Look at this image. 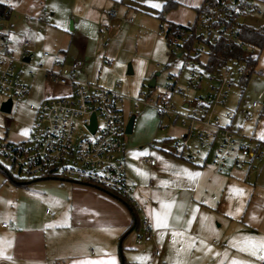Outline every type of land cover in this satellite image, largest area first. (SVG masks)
Here are the masks:
<instances>
[{"label": "rangeland", "instance_id": "374dc122", "mask_svg": "<svg viewBox=\"0 0 264 264\" xmlns=\"http://www.w3.org/2000/svg\"><path fill=\"white\" fill-rule=\"evenodd\" d=\"M175 1L178 2L177 9L172 14L165 13L164 20L168 22L174 13L179 17V11L186 9L183 26L193 25L197 17L195 7L202 5L203 0ZM166 2L0 0V3L12 8L10 19L1 26L2 32L8 36L11 50L22 51V43L26 40L31 42L28 51L32 66L41 64L44 70H51L56 56L77 60L83 64L81 80L122 95L125 100L121 106L125 125L130 117H135L133 133L124 135V146L127 149L133 148L137 155L149 160L150 151L155 153L168 149L170 146L167 147V139L174 137L179 140L183 135L181 122L174 123L173 117H161L157 111V98L169 93L168 85L175 83L169 79V75L179 78L177 87L182 89L188 78L185 71L186 58L173 54L163 32L165 23L161 12ZM250 3L257 10L250 17L241 18L240 22L252 26L264 25V0H250ZM45 52L50 53L53 58L44 59ZM253 55L258 59L256 73L245 86L236 82L223 113L235 114L239 106L242 109L247 102H258L260 107L255 118L246 122L239 113L235 127L241 128V134L250 146L261 145L264 154V49H255ZM157 65L161 68L157 69ZM130 67L132 74L128 73ZM18 70L20 80L30 87V93L23 100H14L10 114L0 111V137H6L14 144L27 142L32 136L35 113L31 110V105L68 93L66 88L50 85L45 79L44 71L20 65ZM29 71L34 72L33 77L28 74ZM153 78L156 86L150 88ZM149 98L153 101L147 104ZM6 99L7 96L0 94V107ZM172 102L177 103L179 110L187 113L181 108L178 96H173ZM0 166L9 168L2 159ZM247 173L248 167L231 170L230 174L219 177L221 180L215 184L217 196L213 201H204L206 203L203 204L212 208L215 215L214 227L218 233V236L211 235L209 243L215 241V246H219L223 243V235L231 233L234 241L239 238V245L243 247L236 256H243L251 263L249 256L258 259L256 256L260 251L264 252V249L250 252L244 248L240 239L247 234L240 232L244 230L251 233L256 230L259 237L264 236V156L261 161L253 163L248 178ZM14 175L17 173L14 172ZM56 184L59 182L40 181L30 187L32 191L26 199V205L29 206L31 219L43 220L44 211L49 206L47 200L51 197L46 187ZM221 224L222 227H218ZM7 225H11L10 219H7Z\"/></svg>", "mask_w": 264, "mask_h": 264}, {"label": "built area", "instance_id": "2783aa9c", "mask_svg": "<svg viewBox=\"0 0 264 264\" xmlns=\"http://www.w3.org/2000/svg\"><path fill=\"white\" fill-rule=\"evenodd\" d=\"M206 6L210 7L211 13L198 16L194 35L213 43L223 37V19L234 12L241 19L251 16L257 10L250 0H222L214 7L211 2H207ZM163 32L173 54L186 58L185 71L188 74L183 89L177 87L179 78L169 75V79L175 83L168 85L169 93L156 100L159 115L173 117L174 123L181 122L183 128L182 138L172 142V154L193 165L209 166L216 175L224 174L229 167L250 169L253 163L263 158L262 146H250L241 134V128L235 127V122L239 113L244 121H252L260 104L256 101L247 102L235 114L223 113L230 91L244 73L243 68L229 66L220 74H206L201 67L208 50L206 44L195 41L196 51L190 53L189 36L183 29L171 34H167L166 29ZM235 33L233 25L229 39L241 45L234 38ZM9 42L8 36L0 35L1 95L20 101L30 93V87L20 80L18 65L44 71L50 85L66 88L68 93L31 105L35 122L30 140L14 144L6 137H0V159L23 178L45 176L73 181L117 194L137 212L141 211L142 207L136 204L132 196L124 160L126 125L121 108L125 102L124 97L81 80L83 64L80 61H68L65 57L56 56L53 68L44 70L41 64H31L28 51L30 41L23 42L22 51L11 50ZM246 51L253 55L255 50L247 46ZM27 58L30 61H26ZM43 58L51 59L52 55L45 52ZM160 68L157 65V69ZM28 74L34 76L33 71ZM175 95L181 99V108L187 113L179 110L177 103L172 102ZM152 101L149 98L147 104ZM93 116L96 117L94 133L90 129ZM150 164L154 166L155 161L151 160ZM145 226L149 230L148 224L145 223ZM161 254V251H156L155 255L160 257Z\"/></svg>", "mask_w": 264, "mask_h": 264}, {"label": "crops", "instance_id": "0c3cea01", "mask_svg": "<svg viewBox=\"0 0 264 264\" xmlns=\"http://www.w3.org/2000/svg\"><path fill=\"white\" fill-rule=\"evenodd\" d=\"M185 11H179V17L174 13L167 21L183 25ZM175 140L179 141L174 137L167 139L168 149L150 151L149 160L137 155L130 146V149L124 146L128 184L136 204L142 207L137 212L138 229L132 209L106 191L55 178L16 186L0 169V262L108 264L115 260L116 264H264L262 251L256 256L258 259L249 256L251 263L243 256H236L243 247L239 245V238L234 241L231 233L223 235L219 246H215V241L209 243L211 235L218 236V233L212 208L203 203L215 199L219 177L235 168L229 167L224 174L216 175L209 166L178 159L172 154ZM151 160L155 161L154 166ZM249 175L250 169L246 177ZM40 181L59 184L46 187L51 194L47 200L49 206L43 220L36 221L31 219L26 199L32 191L30 187ZM7 219L11 225L4 226ZM240 233L247 234L240 241L250 252L264 245V236L259 237L256 230ZM156 251H161L160 257H156Z\"/></svg>", "mask_w": 264, "mask_h": 264}, {"label": "trees", "instance_id": "16d2710c", "mask_svg": "<svg viewBox=\"0 0 264 264\" xmlns=\"http://www.w3.org/2000/svg\"><path fill=\"white\" fill-rule=\"evenodd\" d=\"M164 10L161 12V18L163 19V23H165V29L167 34L174 33L179 29H183L187 36H189V42L191 43V47L188 48L190 53L196 51L194 47L195 41H200L207 45V53L204 55L203 63L201 65L202 69H204V73L206 74H220L224 68L229 66L234 67H242L244 70L243 75L239 78L238 83L240 85H247L251 77L256 73L257 66V56L251 55L247 53L246 47L252 46L255 49L262 50L264 49V26L256 29L252 26L247 25L246 23L240 22V18L236 17V13L234 12L228 18L223 19L225 22V29L223 31V37L219 39L217 43H213L210 40H205L202 37H196L194 35V28L200 14L209 15L211 13L210 7L206 6L207 2H211L212 6L218 5L222 0H204L203 4L197 7L196 10V21L193 25L183 26L177 25L174 23L166 22L164 20V14L169 13L172 10L176 9L178 3L175 0H166ZM12 14V8L4 3H0V35L6 37L2 32L3 22L8 21ZM245 18V17H241ZM234 25L235 35L234 38L238 39L241 43L235 44L229 38L231 31V27ZM232 39V38H231ZM203 57V55H202ZM0 169L4 171L9 181L13 185H20L27 183L29 185L33 181L47 179L49 177L41 176L37 178H23L19 175H14V172L9 168H5L0 166ZM109 193V192H108ZM116 198L120 199L122 202H125L130 209H132V213L135 216V228L138 229L140 222L137 221V211L121 196L109 193Z\"/></svg>", "mask_w": 264, "mask_h": 264}, {"label": "water", "instance_id": "95a60500", "mask_svg": "<svg viewBox=\"0 0 264 264\" xmlns=\"http://www.w3.org/2000/svg\"><path fill=\"white\" fill-rule=\"evenodd\" d=\"M180 57V55L178 56ZM26 61H30L29 58L26 59ZM129 74H132V70H131V67H130V70L128 72ZM158 76V75H157ZM150 88H155L156 86V83H155V78H153L150 82ZM13 105H14V101L12 98H7L2 104H1V107H0V111L2 113H5V114H10L12 112V109H13ZM134 124H135V117L132 116L130 117L127 125H126V135H131L133 133V130H134ZM90 129L91 131L94 133L96 131V117L93 116L92 118V125L90 126Z\"/></svg>", "mask_w": 264, "mask_h": 264}, {"label": "snow or ice", "instance_id": "6c2138e0", "mask_svg": "<svg viewBox=\"0 0 264 264\" xmlns=\"http://www.w3.org/2000/svg\"><path fill=\"white\" fill-rule=\"evenodd\" d=\"M157 5H153V7H156ZM162 223V221H161ZM262 248H264V245H261ZM264 258V257H262ZM92 264H102V262H92ZM108 264H116L115 260H110Z\"/></svg>", "mask_w": 264, "mask_h": 264}]
</instances>
